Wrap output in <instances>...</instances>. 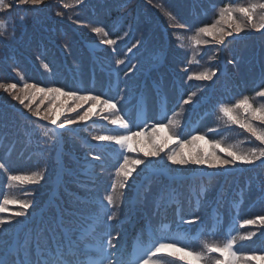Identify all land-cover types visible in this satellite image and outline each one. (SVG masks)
<instances>
[{
    "label": "trees",
    "instance_id": "16d2710c",
    "mask_svg": "<svg viewBox=\"0 0 264 264\" xmlns=\"http://www.w3.org/2000/svg\"><path fill=\"white\" fill-rule=\"evenodd\" d=\"M12 2L13 0H6V3ZM228 2L229 0H83L82 3L77 4L76 0H44V3L36 7L14 6L10 12L0 13V20H3L6 25L5 35L0 37V82L16 83L18 88H22L23 84L27 82L33 83L37 87L57 86L69 90L70 88L66 85L70 86L72 82L79 83L82 81L85 92L78 94L99 95L103 99L114 100L125 106L130 101L133 102L138 91H141L147 105L148 113L146 114L150 117L147 124L148 136L151 135L153 124L167 123L168 119H176L180 121V124L175 128V131L184 138L190 139L192 134L208 133L209 128H218L220 130L219 135L211 136L208 134L206 139L215 137L226 144L239 145L241 150H248L256 146L264 147L237 125L225 123V119L221 118L219 113L220 105L234 103L243 96L252 98L256 91L264 87V34L260 35V38L256 35H249L251 31H254L249 27L239 34L238 38L241 40L235 39L234 35L227 37L225 47L222 46V48L221 45L212 42L194 47L190 39L196 34L199 27L211 25L217 18L218 9ZM232 2L248 4L256 2V0H232ZM64 4L70 6L65 8ZM214 5L216 10L212 12L211 9ZM57 12H61L62 15H56ZM165 12L171 13L175 20L169 19ZM21 16L24 17L22 21L20 20ZM119 17L122 18L118 21ZM175 23L183 24L185 27L170 26ZM97 26L104 28L108 35L101 34L98 36L93 33L92 27ZM162 27L166 29V33H163ZM102 39L116 41L113 45L105 44L103 50L96 52L98 63L107 71L112 68L116 69V77L113 74L107 75L104 70L101 71L102 69L96 66L84 46V41L95 42ZM202 39L210 41L209 37H202ZM165 40L168 41L166 47H164ZM51 41H55L63 49L66 55L65 59ZM221 52L227 60L232 61L227 69L230 72L229 77L217 76ZM162 54L166 56L165 62L157 71L153 70L150 75L158 83L161 93L168 94L167 115L158 118L160 110H157L155 104L156 95L150 84H143L141 78L143 71L156 63ZM117 60H123L124 63L117 65ZM88 65L94 67L92 86L88 84ZM187 66L190 68L185 71ZM168 67L173 69V74H170ZM207 69L216 72L212 78L215 80L216 87L205 103L207 105H201L202 98L206 95L212 80H189L188 76ZM176 86L181 92V100L177 104H175L177 99ZM193 92H196V96L193 97L192 102L183 105V100L187 99ZM13 93L28 96L29 99L25 100L26 104L31 101L33 109L39 106L41 113L48 114L51 118L62 97L59 96L53 100L51 94L46 96L44 93L33 89H26L23 92L13 90ZM262 99L264 98H256L253 102L259 103ZM0 102L13 105L21 112L5 109L2 107L3 104H0V163L5 165V168L0 169V198H2V194H8L10 197L28 201L38 207L40 205L39 196L35 200L27 199L25 196L30 190L39 194L47 191L45 186H49L56 165L53 156L54 136L48 128L33 127L34 124L28 120L24 123L22 112L31 113L18 100L13 99L12 95L2 89H0ZM75 103L71 101L65 105L67 113L62 120L63 122L65 118H75L87 110L81 111V108H78L76 112H69L68 108ZM91 103L89 101V107ZM181 105H183L182 108ZM198 105H200L199 108ZM49 109L51 110L49 111ZM175 113H180V115L175 116ZM107 114L106 116L114 117L113 113ZM189 116L191 117L189 118ZM188 118L190 122L195 123L196 130L194 132L182 131V126ZM82 122L84 121L69 126L74 127ZM254 123L259 127H264V125L259 124V121H254ZM46 132L47 136H45ZM98 132L95 129L92 132H83L89 138V146L86 147L77 138L67 135L68 138L65 141L69 150L75 152L87 150L92 157H99L96 159L97 161H104V165L98 164L102 173L94 182L84 176L65 174L64 180L67 187L60 189L61 196L65 201L64 207L61 208L62 220L68 221L69 218H75L71 216V211L85 214L90 210L97 212L98 209L95 203L79 202L71 190L77 191L82 196L88 195L91 200L100 201L106 193L111 192V188L108 190L107 186L113 181L118 183L122 179L116 176V170L119 164L123 163L124 156H128L129 159L139 158L146 161V157L137 152L122 150L118 145L109 153L97 150L92 146L96 141L92 137ZM119 133L122 131L112 129L109 134ZM158 135L160 139L157 143H161V133ZM147 138H145L144 150L151 151ZM202 142L198 141L197 144L204 148ZM132 145L135 146L134 139ZM177 150L184 153L190 151L188 147L183 146H178ZM110 154L112 155L109 156ZM220 155L223 154L220 153ZM64 160L68 162V169L75 170L72 172L76 174L77 164L72 160L70 161L66 155H64ZM238 165L244 169L242 174H221L212 179L205 178L203 180L207 190L203 197L200 196L201 205L196 208L191 200V195H188L189 198L187 199L184 197L189 194V188L196 187L197 181L192 183V186L190 183H183L182 187L179 188L180 197L183 198L180 203L182 218L177 221L173 215L171 217V229L169 231L163 230L159 236L163 235L176 239L193 250L201 251L203 249L201 243L216 238L207 230L210 224L208 212L211 207H215L217 212H222L223 229L228 225L229 214L233 213L231 205L240 204L242 199L239 213H237L238 224L232 226L230 230L231 234L237 235L234 248L238 250V254L246 256L264 255V225H261L257 220L254 225L240 227L244 220L264 217V164L259 161L254 165L237 163L235 167ZM200 166L202 169L213 172L228 171L225 168L210 169L206 165ZM140 168L141 165L137 167L136 171ZM179 168L183 174L199 169L197 165L178 166L171 164L172 173H177ZM34 169L43 174V179L39 184H15L14 187H9L7 180L9 174L28 175ZM135 172L129 181L135 177ZM160 186L159 179L153 182L149 191L146 192L144 202L148 211V218L154 227L162 222V213L153 207V201L159 193ZM218 190L219 198L216 196ZM117 191L120 190L117 189ZM123 192L124 196L130 194L128 187L123 189ZM104 203L106 204V201ZM124 207L123 199L118 201L116 206H111V212L117 214L116 218L97 226L101 230L106 228L111 233L110 239L115 234L120 233L118 221L123 216ZM8 214L9 211L0 213V217L11 218L14 223V217H10ZM48 214L55 219L52 209L49 210ZM190 219L197 221V223H187L186 221ZM198 221L201 223L202 231L198 241H191L189 234H181L186 225L192 231L196 230ZM13 223L4 225L6 230L0 231V248H3L8 239ZM49 225L54 232L57 231V224L55 225L50 221ZM97 232L101 231L97 230ZM250 232L256 233L252 239H239V235ZM31 236L30 234L29 237L31 238ZM220 236L223 242L225 238L222 234ZM27 247L32 256L30 258L37 260L31 239L27 241ZM46 249L48 252L49 250L53 252L51 246H47ZM170 260L174 261V264H180L177 260ZM257 261L264 264V260L259 259L248 260L247 264H255ZM240 264H245L244 260H241Z\"/></svg>",
    "mask_w": 264,
    "mask_h": 264
},
{
    "label": "snow or ice",
    "instance_id": "6c2138e0",
    "mask_svg": "<svg viewBox=\"0 0 264 264\" xmlns=\"http://www.w3.org/2000/svg\"><path fill=\"white\" fill-rule=\"evenodd\" d=\"M83 0H76V3H82ZM44 3V0H13L12 3H6V0H0V13L10 12L15 7L32 6L36 7ZM65 8L70 5L64 4ZM239 14V15H237ZM56 15H62L61 12H57ZM165 15L171 20H175V17L171 13L165 12ZM23 16L20 17L22 21ZM259 20V22H258ZM172 27L184 28L185 25L175 23L170 25ZM251 28L257 32L264 31V0H256V2H250L248 4H236L232 0L224 4L218 9L217 18L211 25H205L199 27L196 30V34L191 37V41L194 47H198L201 44L207 45L212 42L217 45L225 44L227 37H232L234 34H239L245 31L246 28ZM6 25L3 20H0V37L5 35ZM91 31L96 35L103 34L107 36L102 27H92ZM202 37H209L208 39H202ZM101 44L113 45L116 43L113 39H102ZM130 51V50H129ZM123 60H117L116 64H123ZM187 71V69H185ZM216 75V72L212 69H207L199 73H192L188 76L189 80H206L211 81ZM0 89L12 95V98L18 100L30 113L31 116L38 118L41 121H47L49 124L54 125L58 128H64L65 125L76 124L80 121H87L93 115H100V118L107 120L110 124L122 128L124 131L119 134H108V135H96L92 138L97 141H111L116 145H119L122 150L127 152L135 153L137 149L133 147L132 141L136 137L143 136L144 133L141 131H131L130 122L127 121L123 116L119 114L116 103L112 100L104 98L102 99L99 95H88L78 94L75 90H64L62 87L57 86H45L37 87L33 83L25 82L22 88H18L16 83H3L0 82ZM26 89H33L37 92H42L46 96L51 94L52 99L55 100L59 96L66 97L69 100L76 102L73 106L68 108L69 112H76L78 108H82L84 103L91 101L90 107L82 114L77 115L75 118H65L64 122L57 124V119L51 118L48 114H42L39 106L35 109L32 108L31 101L25 103L28 100V96H20L13 93V90L17 92H23ZM196 96V92H193L187 99L183 100V105L192 102L193 97ZM256 98H264V87H261L259 91H256L254 97L243 96L237 99L231 104H222L219 107V113L221 118L225 119V123L237 125L245 132L249 133L259 145H264V127L257 126L254 121H259L260 125H264V99L259 103H254ZM181 105V108L183 107ZM99 107L100 111L97 113L95 109ZM51 109H49L50 111ZM110 112L113 116H106L104 112ZM175 116H179L180 113H175ZM180 124L179 120L168 119L167 123L160 122L159 124L152 125L151 135L147 138V143L151 146V151L144 150L140 151L144 157H160L161 152L167 147L166 144L157 143L160 139L159 133L164 132L167 139H175L179 146L188 147L190 151L184 153L179 150H170L165 153L168 162L172 165L186 166V165H206L210 169L214 168H228L229 166L235 167L237 163L245 165H254L258 161L264 164V147H251L248 150H241L239 145L226 144L220 139L213 137L212 139H206L208 133L220 134L218 128H209L208 133L203 134H192L190 139L179 136L175 128ZM42 127V125H38ZM47 136V132L45 133ZM204 141L205 144L210 146V151L201 148L197 142ZM219 150V151H217ZM224 153V155H220ZM93 159H99V157L93 156ZM140 165L146 166V161L143 159H129L128 156L123 157V163L119 164L116 170V176L121 177L117 183L113 181L111 184V192L106 193L97 205L98 212L92 222L88 225V228L84 235H94L96 241V259H89L86 262L79 260H72L68 258L61 259L64 253L59 248L53 249L56 255L50 257L47 260L38 261V264H174V261L166 259L164 256L158 254L163 253L167 249H173V252H168L167 257L174 255V252H182L184 256L180 257L181 260L185 261V264H208L209 258L213 257V254H218L215 257V264H240L241 260H244L247 264L248 260H264L262 256H246L238 254V250H235L237 235L229 234L224 242L216 241H204L203 249L196 251L190 248L188 245L182 244L176 239L169 238L167 236H157L153 234L148 241L147 247L141 246L137 249L139 255L133 253L132 255L122 256L118 251L112 252L109 249H118V243H113V239H107L111 236L110 232H97L96 228L99 224H106L107 221L116 218V212H111L108 206H116L118 201H121L124 197L123 189L128 187L129 178L136 171ZM5 168L3 163H0V169ZM43 179V174L38 171H33L28 175H13L9 174L7 180L9 187H14L15 184L20 185H37ZM119 189L120 191H117ZM104 201L107 203L105 204ZM9 205H17L20 210L12 212V217H23L26 215L27 210L32 207L31 203L25 200L16 199L10 197L8 194H2L0 198V213L8 212L10 209ZM259 220L261 225H264V217H257L256 219L244 220L240 227L245 225H254ZM187 223L196 222L193 219L187 220ZM13 223L11 218L0 217V231H5L4 225ZM255 232H250L245 235H239L241 240H250L255 236ZM84 237L82 236L81 239ZM105 241L107 247L105 246ZM73 247H78V244L71 242ZM42 248L46 247L41 245ZM75 255V253H73ZM227 256V259H220L219 257ZM115 257V258H114ZM190 257L191 259H185ZM0 264H6V262L0 259Z\"/></svg>",
    "mask_w": 264,
    "mask_h": 264
},
{
    "label": "rangeland",
    "instance_id": "374dc122",
    "mask_svg": "<svg viewBox=\"0 0 264 264\" xmlns=\"http://www.w3.org/2000/svg\"><path fill=\"white\" fill-rule=\"evenodd\" d=\"M60 100H61V102L59 103V105L61 106L62 110H64V108L66 107L65 105L67 103H70L72 101V100H69V99H67L66 97H63V96L61 97ZM88 107H89V102L84 103L83 107L80 110L81 111L82 110H86V109H88ZM97 108L95 109V111L98 113L100 111V109H99V107H97ZM54 115L55 116L53 117V119L56 118L59 115L57 113L56 107H55ZM93 116H95V115H93ZM63 118L64 117H62V118L60 117L59 120L62 121ZM92 119H93V117H92ZM141 123H142V118H141ZM160 133H161V136H162V140H164L163 135H165V133L164 132H160ZM216 134L217 133H209V135H211V136H214ZM148 135L149 134H148V130H147V132L145 133L144 137H148ZM210 138L211 137H209L208 139L210 140ZM162 140H161V142H162ZM169 143H170V140L167 139V141H165V144L167 145V148H169ZM201 144L204 146L203 149H207L209 151L211 150L210 146L208 144H205L204 141ZM165 152L166 151H164L163 153H165ZM222 154L224 155V153H222ZM148 160H150V161L146 164V166L145 165H141V168L135 172V177L133 179H131L130 181H128V185L134 186L133 190L131 192V196H133V198H132L133 200L132 199L129 200V198H128L130 196L129 194H126L123 197L124 206L125 205H128V206H127L126 210H125V207H124V210H123V213H122V215L124 216V219H123V223L121 224V228H120L121 233L125 235L124 236V240H126V242L122 246H120L119 253L122 256L130 255L129 254V246H130L129 245V241H130V238L133 236L134 224L137 223V222L140 223L144 219L143 208H142V204H141V195H142L141 187L144 184V181L143 180H138L139 179L138 175L143 173L142 169H145L146 171L149 172V174L146 175L145 173H143L142 176H143V179H144V178L150 176V174H156L157 171L164 173L167 170V168L169 167V163L166 161V159H163V158H160V157H150V159H148ZM197 167H199V170H202V167L200 165H197ZM95 169L96 168L94 167V165H92L90 163H83V170L81 172L82 173H89V174L92 175V174L96 173L94 171ZM225 169H228V171L227 172L226 171H219V173L223 172V173H227V174H242L240 169H243V167L238 165L237 167L229 166L228 168H225ZM225 169H223V170H225ZM34 171H37V169H34ZM56 185H58V183H56ZM163 190H167L168 196H170V199L167 202H165V204H167L169 201L173 200L172 197H173V193H174L175 190H174V188L171 185H164L163 186ZM33 216H36V212H34ZM19 222H20V224L17 225L15 227V229H14L15 230V234H18V235L20 233H22V231L24 230L23 228L25 226H28V224L32 223V222L27 221L26 219L25 220L21 219V220H19ZM214 223H216V221ZM212 229H213V231L216 230L215 228H212ZM224 240H223V242H224ZM209 241L211 242V240H209ZM212 241L222 242L220 234L217 235L216 238L214 240H212ZM201 245H202V248H203V243H201ZM139 248H141V246L136 245V247H135V251H136L135 254L136 255L140 254L139 251H137V249H139ZM173 251H174L173 249H167L163 253H160V254H166L167 255L168 252H173ZM112 252H115V249H113ZM182 256H184V253H182V252H174V255L171 256V258L172 259H177L182 264H185V261L180 259V257H182ZM216 256H218V254H213V257L209 258L208 264H215V257ZM185 259L187 260V259H191V258L190 257H185ZM255 264H260V262L257 261V263H255Z\"/></svg>",
    "mask_w": 264,
    "mask_h": 264
}]
</instances>
